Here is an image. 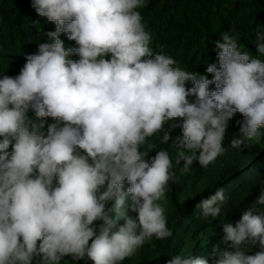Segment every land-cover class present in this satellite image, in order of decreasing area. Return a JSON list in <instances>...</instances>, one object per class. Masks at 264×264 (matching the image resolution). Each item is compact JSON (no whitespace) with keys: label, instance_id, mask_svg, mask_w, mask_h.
I'll return each mask as SVG.
<instances>
[{"label":"clouds","instance_id":"obj_1","mask_svg":"<svg viewBox=\"0 0 264 264\" xmlns=\"http://www.w3.org/2000/svg\"><path fill=\"white\" fill-rule=\"evenodd\" d=\"M144 6L32 0L56 30L28 46L17 76L21 48L0 61V264H62L65 257L121 264L146 241L173 235L159 202L176 174L168 151L150 156L151 138L167 144L181 127L184 172L194 162L207 169L225 152L237 113L243 120L231 147L264 139V32L246 44L222 32L207 62L191 61L153 51L138 11ZM61 34L77 47L66 49ZM48 117L55 122L45 132ZM262 160L237 172V192L255 195L256 212L225 224L221 244L206 255L177 254L167 264H264V170L249 175ZM225 201L220 188L195 208L218 217Z\"/></svg>","mask_w":264,"mask_h":264},{"label":"trees","instance_id":"obj_2","mask_svg":"<svg viewBox=\"0 0 264 264\" xmlns=\"http://www.w3.org/2000/svg\"><path fill=\"white\" fill-rule=\"evenodd\" d=\"M138 11L151 35L150 47L154 52L179 53L190 57L191 61L207 62L212 44L221 38L222 32L229 31L238 38V44L240 40L244 44L249 39L256 40V34L264 32V0H145V6ZM55 30L54 23L36 13L32 0H0V61L10 49L17 52L21 48L17 58L18 69L11 77L17 76L24 67L26 61L22 55L27 53L28 46L35 48L40 43L48 42L46 34ZM60 38L66 49L77 47L75 41L68 40L66 34H61ZM253 58L260 57L254 54ZM194 99L189 97L190 101ZM28 116L35 118L31 110ZM242 120L243 116L237 113L229 121L224 141L225 152L207 169L194 162L190 171H182L184 162L181 160L178 163L179 152L183 150L179 139L182 137L181 127L171 129L167 144L161 143L156 137L151 138L155 149L150 156H155L156 151H168L176 174L175 179L169 181L165 197L159 202L165 209L167 226L173 235L166 240L153 238L146 241L142 248L121 264H167L177 254L206 255L214 246L221 244L225 224L235 226L243 211L249 208L256 212L253 208L256 205L255 195L252 193L251 197H247L244 187L241 188V194L237 192L241 187L240 179L243 180L237 172L240 169L245 171L261 159L262 163L250 170L249 175L252 178L264 170V139L260 144L249 142L247 147H231L232 138L240 134ZM46 121L45 132L48 124L55 122L52 117L46 118ZM180 122L177 118L169 124ZM165 127L169 125L166 123ZM128 186L126 182L125 190ZM220 188H223L226 196L221 214L204 218L195 205ZM130 215L137 214L130 212ZM124 223L123 219L118 220L114 230ZM255 251H259V248L248 254H255ZM62 264H72L71 257H65ZM76 264L94 262L81 260Z\"/></svg>","mask_w":264,"mask_h":264}]
</instances>
